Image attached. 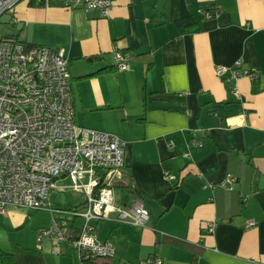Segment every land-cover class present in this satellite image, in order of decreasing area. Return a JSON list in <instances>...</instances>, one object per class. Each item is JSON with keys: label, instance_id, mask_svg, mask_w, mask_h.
I'll return each mask as SVG.
<instances>
[{"label": "crops", "instance_id": "1", "mask_svg": "<svg viewBox=\"0 0 264 264\" xmlns=\"http://www.w3.org/2000/svg\"><path fill=\"white\" fill-rule=\"evenodd\" d=\"M217 8L216 19L201 12ZM9 15L19 31L9 38L66 50L78 126L124 143V168L102 181L116 207L142 203L149 221L124 223L113 210L91 222L116 249L109 264H264V0H114L108 17L26 0ZM117 47L131 56L127 71L115 68ZM238 61L257 78L215 74ZM228 175L237 182L221 187ZM58 180L70 181L52 189H73ZM31 211L0 214L2 250L18 264H85L67 245L40 243Z\"/></svg>", "mask_w": 264, "mask_h": 264}, {"label": "built area", "instance_id": "2", "mask_svg": "<svg viewBox=\"0 0 264 264\" xmlns=\"http://www.w3.org/2000/svg\"><path fill=\"white\" fill-rule=\"evenodd\" d=\"M23 0H0V18L13 13ZM30 1V0H29ZM41 6L58 5L67 10L97 11L108 17L114 0H34ZM205 18L216 19L215 12L201 11ZM15 22V20H12ZM114 65L127 71L131 56L118 47ZM218 77L226 74L227 83L243 77L254 80L258 71L238 61L232 67L218 66ZM240 97L238 88H232ZM195 143V142H194ZM197 144V143H196ZM125 166L124 143L115 134L80 127L75 120L70 62L66 50L26 44L16 38L0 40V214L10 207L32 211L48 210V199L55 181L67 176L71 188L86 196L82 210H52V226L40 230L38 241H54L74 249L82 260L112 258L116 249L101 242L91 222L105 220L113 210L119 220L143 227L149 213L142 203L129 208L116 207L112 182L102 181L104 173ZM165 178L175 179L169 172ZM236 178L228 175L219 185L233 186ZM215 187L214 184H210ZM82 220L76 227L59 215ZM254 224L249 223L250 228ZM214 224L210 227L213 229ZM59 252V249H58ZM154 264H164L156 259Z\"/></svg>", "mask_w": 264, "mask_h": 264}, {"label": "rangeland", "instance_id": "3", "mask_svg": "<svg viewBox=\"0 0 264 264\" xmlns=\"http://www.w3.org/2000/svg\"><path fill=\"white\" fill-rule=\"evenodd\" d=\"M25 1L26 0H23L21 2H25ZM11 20H12V17L9 14L2 16V18L0 20V40L9 38L13 35H16L19 32L17 26H14L11 23ZM58 183H59V185H66V184H70V181H66L65 183H63L62 181L58 180ZM74 193L75 192L73 189L72 190L67 189L65 192L60 191L58 189H52V191L50 192V195H49V199H48L49 209H52L55 211L56 210L61 211V210H65V209L66 210H73V209L82 210L83 208H73L72 207L74 196H76V195H74ZM49 209L39 211V212L31 211L32 212L31 213L32 222H34L35 224H41L40 227L42 228V230L50 229L52 226V216L53 215H52V213H50L51 211H49ZM92 224H93V222H92ZM33 231H34L33 228L30 226V227H28V229L23 234H26V237H28L30 239ZM11 236H12V241L15 242L16 237H17V233H12ZM28 242H29V240H26L23 243L26 244ZM7 245H9V243ZM29 247H32V242H30ZM30 249H34V248H30ZM56 253H58V252H56ZM72 255L75 256V254H72Z\"/></svg>", "mask_w": 264, "mask_h": 264}, {"label": "trees", "instance_id": "4", "mask_svg": "<svg viewBox=\"0 0 264 264\" xmlns=\"http://www.w3.org/2000/svg\"><path fill=\"white\" fill-rule=\"evenodd\" d=\"M34 5L41 6L32 0ZM23 42V41H22ZM85 264H109L110 258H93V259H82ZM0 264H18V261L13 253L6 252L0 248Z\"/></svg>", "mask_w": 264, "mask_h": 264}]
</instances>
